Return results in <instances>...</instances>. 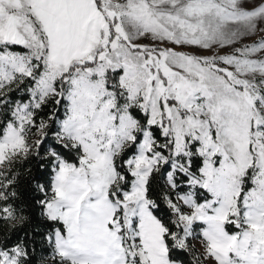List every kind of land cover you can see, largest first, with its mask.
Returning a JSON list of instances; mask_svg holds the SVG:
<instances>
[{"label": "snow or ice", "instance_id": "snow-or-ice-1", "mask_svg": "<svg viewBox=\"0 0 264 264\" xmlns=\"http://www.w3.org/2000/svg\"><path fill=\"white\" fill-rule=\"evenodd\" d=\"M0 264H264V0H0Z\"/></svg>", "mask_w": 264, "mask_h": 264}]
</instances>
